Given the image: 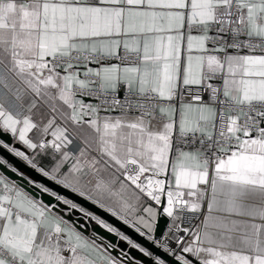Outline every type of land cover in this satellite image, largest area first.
Wrapping results in <instances>:
<instances>
[{
	"label": "snow or ice",
	"instance_id": "1",
	"mask_svg": "<svg viewBox=\"0 0 264 264\" xmlns=\"http://www.w3.org/2000/svg\"><path fill=\"white\" fill-rule=\"evenodd\" d=\"M0 264H264V0H0Z\"/></svg>",
	"mask_w": 264,
	"mask_h": 264
},
{
	"label": "crops",
	"instance_id": "2",
	"mask_svg": "<svg viewBox=\"0 0 264 264\" xmlns=\"http://www.w3.org/2000/svg\"><path fill=\"white\" fill-rule=\"evenodd\" d=\"M0 91H2V90H0Z\"/></svg>",
	"mask_w": 264,
	"mask_h": 264
}]
</instances>
